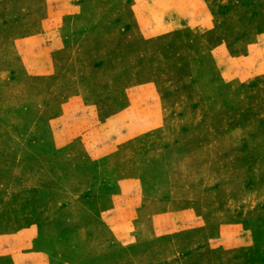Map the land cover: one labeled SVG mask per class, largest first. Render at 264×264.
<instances>
[{
    "label": "rangeland",
    "instance_id": "obj_1",
    "mask_svg": "<svg viewBox=\"0 0 264 264\" xmlns=\"http://www.w3.org/2000/svg\"><path fill=\"white\" fill-rule=\"evenodd\" d=\"M158 1L0 0V264H264V0Z\"/></svg>",
    "mask_w": 264,
    "mask_h": 264
},
{
    "label": "crops",
    "instance_id": "obj_2",
    "mask_svg": "<svg viewBox=\"0 0 264 264\" xmlns=\"http://www.w3.org/2000/svg\"><path fill=\"white\" fill-rule=\"evenodd\" d=\"M182 4H184L180 0L179 2H173V1H167V0H160L157 2L156 7L160 8L161 12L166 11L167 9H171V14L170 19L167 20L166 22H163L162 25L166 29L170 30H177L181 29L184 27H189L190 29H196V30H201V29H210L206 26L207 21L209 20L210 14L208 13H200V12H192L191 16L187 17L185 16L180 9H182ZM201 14V15H198ZM189 15V14H187ZM212 27V26H211Z\"/></svg>",
    "mask_w": 264,
    "mask_h": 264
}]
</instances>
